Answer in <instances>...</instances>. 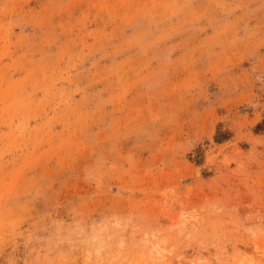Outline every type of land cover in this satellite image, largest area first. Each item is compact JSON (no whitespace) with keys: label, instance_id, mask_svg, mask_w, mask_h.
Here are the masks:
<instances>
[{"label":"rangeland","instance_id":"rangeland-1","mask_svg":"<svg viewBox=\"0 0 264 264\" xmlns=\"http://www.w3.org/2000/svg\"><path fill=\"white\" fill-rule=\"evenodd\" d=\"M0 264H264V0H0Z\"/></svg>","mask_w":264,"mask_h":264},{"label":"trees","instance_id":"trees-1","mask_svg":"<svg viewBox=\"0 0 264 264\" xmlns=\"http://www.w3.org/2000/svg\"><path fill=\"white\" fill-rule=\"evenodd\" d=\"M258 127H259V124L255 126L256 129ZM229 137H230V132L227 130H221L219 128V125H217L215 133L213 135V142L216 144H219V143L226 141ZM193 162H196L197 164L199 163L198 160H193Z\"/></svg>","mask_w":264,"mask_h":264}]
</instances>
